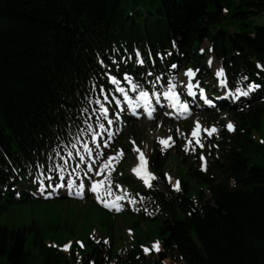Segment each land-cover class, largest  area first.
I'll list each match as a JSON object with an SVG mask.
<instances>
[{"label":"trees","instance_id":"16d2710c","mask_svg":"<svg viewBox=\"0 0 264 264\" xmlns=\"http://www.w3.org/2000/svg\"><path fill=\"white\" fill-rule=\"evenodd\" d=\"M218 4L245 25L249 12L264 15V0H0V213L23 200L17 199L20 177L45 167L93 100L112 88L107 71L145 82L148 71L193 65L207 80L201 50L208 41L234 84L260 85L253 101L230 105L235 130L221 124L208 140L207 171L199 169L197 155L188 167L209 190L208 200L203 189L190 196L185 179L177 192L142 191L152 206L143 220L160 221L164 260L139 244L114 252L94 240L87 250L74 243L66 252L33 224L0 225V264L31 263L29 234L41 264H264V165L250 163L251 152L264 158V140L253 137L264 113V25L229 32L211 24L208 15ZM168 157L153 155L161 178Z\"/></svg>","mask_w":264,"mask_h":264},{"label":"rangeland","instance_id":"374dc122","mask_svg":"<svg viewBox=\"0 0 264 264\" xmlns=\"http://www.w3.org/2000/svg\"><path fill=\"white\" fill-rule=\"evenodd\" d=\"M237 2L239 3V0H237ZM241 7L247 8L246 5H242ZM228 10V7L224 8V16L221 22L218 23V26L224 27L229 32L244 31L247 29H254L255 26L264 25V15L258 16L249 12L250 24L245 25L242 22L245 19H241L237 22L236 17L232 16ZM209 48V42L206 41L202 45V50H207L206 63L208 59H212L213 61L212 64L207 63V67L216 75V73L222 69V65L210 52ZM188 66L190 65L184 68L181 67L171 70V76L168 77L169 81L163 88L168 86L177 88L181 85L184 86L186 80L184 69ZM148 76L149 75H147V77ZM147 80L152 81V77H148ZM211 81L212 80H210L209 83H211ZM137 83L141 88L145 86L139 82ZM238 89L241 90L240 87ZM154 92L156 93L158 90ZM250 97L251 96H249V98ZM105 101V99H102L95 103L92 107V113L84 120L82 128L77 130L68 141H64L62 148L54 156L55 160L49 165L50 171L56 169V166H59L66 174L72 172L71 169L67 168L65 154L70 147L74 146L72 149V151H74L77 146H82L84 142L86 143V139L84 140V137H82L83 134L88 137L89 131L95 130L98 132L95 128H99L102 125L101 123H103L102 120L104 116L102 111L104 108H109ZM101 104L103 107H101ZM219 107L221 108L219 112L218 107L210 109L211 115H201L198 109H196L190 117L180 121L169 120L165 114H158L154 120L141 118L127 123L120 121L123 127H120L118 124L115 129V135L117 137L114 143H112L109 148H106L105 152L102 154V162H108L110 164L108 168L111 169V173L106 177L109 183H111L109 185H112L109 186L107 184L103 186L102 194L108 198H122L120 199L121 203L118 211L106 209L102 205L95 203L91 191L87 193L84 200L66 196L52 199H42L33 196L35 187L31 183L32 178L30 181L28 174H24L22 178L26 184V192L21 194L24 199L8 205V208L0 213V225L7 226L11 229H18L20 227H29L35 224L44 230L45 241L49 245L60 247H65V245H69L70 247L78 240H83L87 250L91 246L90 240L93 238L96 241L102 240L106 243L112 240V249L114 252L133 244H139L141 247L143 246L144 249L153 248L152 246L156 241L160 242L158 232L160 221L150 219L143 220V215H141L140 212L150 210L151 206L144 199L143 194L138 195L137 192L132 190V184L130 182H127L129 189H125L124 192H117L116 187L118 183L114 180L117 178L114 172L124 167L126 171L131 174V167L137 163L139 152L144 151L151 156V154H155L157 150L163 151L167 148L170 153V157L167 159V181L163 183L157 175L152 174L150 171L155 177L152 180L153 187L161 191H167L169 189L176 191L174 187L175 181L173 182L175 175L177 178L188 181L190 183V196L193 198L197 197L200 190L202 188L205 189V186L197 182L188 173V166L192 162L190 158L195 154L196 149L205 148L206 144L203 142V147H200V145L195 146L191 137V129L196 125L197 121L205 128L211 129L215 126L217 130L220 128L219 125L221 121L226 123V126L229 122L235 125L233 120L229 117L228 112L224 110L222 106ZM104 127L101 128L105 133ZM79 136L81 138H79ZM253 137L258 142H263L264 140V113L262 116V126L254 132ZM204 138L205 135H203L201 141ZM161 139L169 140V147H165V145L160 142ZM189 141H191V143H189ZM206 155V152H201L200 159ZM250 156L251 164L259 163L264 165V158L262 155L257 152H251ZM109 157H113L110 162ZM208 163L209 165L211 164L209 158L207 160V164ZM215 175L218 177L217 173H215ZM125 176H128V174H125ZM90 177L93 181H101V178H97L94 175ZM169 177L171 180H169ZM123 182L124 181L121 180L119 183ZM210 197V192L205 189L204 200H208ZM31 237L32 234H29V240L26 245L27 250L31 254L30 264H41L42 256L32 245ZM68 249L69 248H67V250Z\"/></svg>","mask_w":264,"mask_h":264},{"label":"snow or ice","instance_id":"6c2138e0","mask_svg":"<svg viewBox=\"0 0 264 264\" xmlns=\"http://www.w3.org/2000/svg\"><path fill=\"white\" fill-rule=\"evenodd\" d=\"M201 51H203V50H201ZM135 55H136V57L138 58V59H137V63L143 64L144 61H143L142 58H140V53H139V51H137V52L135 53ZM129 59H131V57H129ZM209 63L211 64V61H209ZM173 67H175V65H173ZM187 74L190 75V76L193 75L192 70H189ZM218 74L221 75V76H223V75H224L223 69H220V71H219ZM124 78H125V79H128L127 74L124 75ZM244 79H247V77H245ZM115 82H116V78L113 77V83H115ZM248 87H249L250 90L255 91V89H257V88L260 87V85L255 84V83H252V84H249ZM133 90H134V91L136 90L135 86H134ZM119 91L123 92L124 89L121 88ZM237 91L240 93V96H248V95H249V92H248V91H242V90H240V89H237ZM149 95H150V94H149L148 91H140V99H141V101L144 102L145 106H147V107L150 109L149 115H151L152 106H151V104H150V102H149ZM164 95H165L166 97H168L169 99H171V100L177 101V103H176V107H177V108H182L184 111H187V110H188V105H187L186 103L181 104V103L178 101L177 94H176L174 91H168V92H165ZM105 98H106V97H105ZM237 99H239V96H237ZM131 102H132V101H131V99L129 98V103H131ZM207 103H208L209 105H212V104H213V101L209 99V100H207ZM136 106H138V105H136ZM101 107H103L102 104H101ZM104 112H105V114H107V113H108V109H107V108H104ZM108 123L111 124L112 121L109 120ZM101 127H104V125H101ZM227 128H228L229 131H234V130H235V127H234V125H233L231 122H229V123L227 124ZM200 129H201V125H200L199 122L197 121V123H196V129H195L194 132H193V136L196 137V143L199 144L200 147H203V144L200 142V139H199ZM204 131L208 132V134L211 135V134L217 132V129L215 128V126H213L211 129H204ZM169 139H170V138H169ZM160 142H161L162 144H167V143H168V140L161 139ZM189 143H191V141H189ZM85 148H86L88 151H91V149L88 148L87 145L85 146ZM70 155H71V153H70ZM112 159H113V157H109V162H110ZM201 159H203V157H201ZM139 160H140V165L134 169V172L136 173L137 176L142 177L145 183H147L149 186H151V181H152L155 177H154L150 172L147 171V166H146V165H147V162H146V159H145V157H144V155H143L142 152H141L140 155H139ZM109 166H110V164H109L108 162H106V163H105V167H109ZM169 180H171L170 177H169ZM102 183H103L102 181H94V182L92 183V185H91V191H93V192H98V191H99V188H100V186H101ZM60 186H61V187H64V186H66V185L61 184ZM68 187H71V186H68ZM174 187H175V189H176L177 191H179V190H180V182H179V181H176ZM84 188H85V184H84V183H79V184L77 185V193H76V194H82V191L84 190ZM68 194H72V193L69 192ZM97 199L100 200V197L97 196ZM119 199H122V198H121V197H117V200H119ZM107 206L114 207V208H116L117 210H119V208H120V205L117 204V203H111V204H109V205H107ZM81 246H82V245H81ZM68 247H69V245H65V248H66V249H67ZM142 247H143V246H142ZM152 247H153L154 250L159 251V241H156V242L153 244ZM144 251L147 253V252L150 251V249L145 248Z\"/></svg>","mask_w":264,"mask_h":264},{"label":"water","instance_id":"95a60500","mask_svg":"<svg viewBox=\"0 0 264 264\" xmlns=\"http://www.w3.org/2000/svg\"><path fill=\"white\" fill-rule=\"evenodd\" d=\"M222 13V6L218 4L214 11H211L208 15V21L211 24H217L220 22V14ZM163 259V257H162Z\"/></svg>","mask_w":264,"mask_h":264},{"label":"bare ground","instance_id":"6f19581e","mask_svg":"<svg viewBox=\"0 0 264 264\" xmlns=\"http://www.w3.org/2000/svg\"><path fill=\"white\" fill-rule=\"evenodd\" d=\"M192 113V112H191ZM93 154V153H92Z\"/></svg>","mask_w":264,"mask_h":264}]
</instances>
